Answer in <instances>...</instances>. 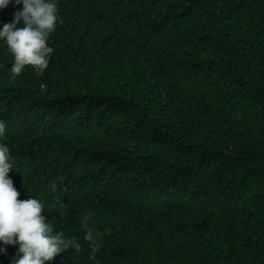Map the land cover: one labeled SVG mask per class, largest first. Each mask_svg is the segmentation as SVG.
Segmentation results:
<instances>
[{"label": "trees", "instance_id": "1", "mask_svg": "<svg viewBox=\"0 0 264 264\" xmlns=\"http://www.w3.org/2000/svg\"><path fill=\"white\" fill-rule=\"evenodd\" d=\"M56 2L46 69L0 42L8 176L80 244L45 264H264V0Z\"/></svg>", "mask_w": 264, "mask_h": 264}, {"label": "clouds", "instance_id": "2", "mask_svg": "<svg viewBox=\"0 0 264 264\" xmlns=\"http://www.w3.org/2000/svg\"><path fill=\"white\" fill-rule=\"evenodd\" d=\"M9 3L21 6L11 22L0 26V42L12 55L11 73L19 75L29 65L37 71L46 69L54 51L49 36L60 22L56 0H0V10ZM4 133L5 124L0 121V137ZM10 169L13 164L9 149L0 144V255L6 254V246L15 245L17 254L9 264H45L70 247L79 250L78 242L62 231H53L42 214L41 200L31 196L18 199L20 193L8 176ZM98 236L91 229L84 234L92 254L99 247Z\"/></svg>", "mask_w": 264, "mask_h": 264}]
</instances>
